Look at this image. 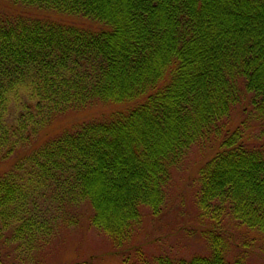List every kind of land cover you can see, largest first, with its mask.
Masks as SVG:
<instances>
[{"label":"trees","instance_id":"1","mask_svg":"<svg viewBox=\"0 0 264 264\" xmlns=\"http://www.w3.org/2000/svg\"><path fill=\"white\" fill-rule=\"evenodd\" d=\"M7 1L23 7L0 11L1 159L60 114L135 103L16 158L0 176V223L24 238L43 205L84 201L91 224L121 249L142 210L160 209L172 166L212 139L195 195L213 220L210 253L148 257L136 246L130 264H253L225 256L217 225L224 213L264 233V144L248 132L255 121L264 135V0ZM73 15L83 24L64 17ZM236 107L244 118L231 126Z\"/></svg>","mask_w":264,"mask_h":264},{"label":"rangeland","instance_id":"2","mask_svg":"<svg viewBox=\"0 0 264 264\" xmlns=\"http://www.w3.org/2000/svg\"><path fill=\"white\" fill-rule=\"evenodd\" d=\"M20 7L13 8L11 2L0 0V11L12 8L19 12ZM42 14L56 18L62 15L48 10ZM64 17L75 24H83L81 17ZM85 23L97 26L91 21L85 20ZM133 103L99 102L56 116L27 142L16 145V153L8 158H0V176L11 168L16 158L28 156L46 139L65 127L107 115ZM243 118L242 109L234 108L229 117L231 126L238 125ZM248 132L253 140L264 144V135H260L255 121L250 123ZM218 143V140L211 139L187 148L170 170L160 209L156 213H152L148 207L142 210L141 220L132 232L131 239L121 249L115 248L110 237L91 224L88 217L90 209L84 201L77 208L75 205L62 211L52 205H43L42 209H37L31 216L32 226L36 230L32 235L17 238L13 226L0 223V264H130L135 258L132 248L136 246L148 257L159 254L185 258L195 254L208 255L210 247L206 235L213 228V220L199 209L195 195L199 188V170L215 152ZM58 213L72 218L66 222L57 216ZM217 226L223 234L220 240H225L229 245L224 252L227 258L233 259L244 254L251 263L264 264V233L239 225L224 213L220 215Z\"/></svg>","mask_w":264,"mask_h":264}]
</instances>
